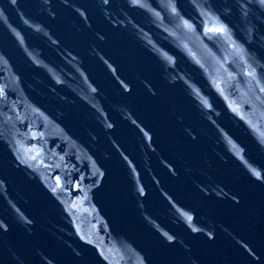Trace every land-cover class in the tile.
Returning a JSON list of instances; mask_svg holds the SVG:
<instances>
[{
  "label": "water",
  "instance_id": "water-1",
  "mask_svg": "<svg viewBox=\"0 0 264 264\" xmlns=\"http://www.w3.org/2000/svg\"><path fill=\"white\" fill-rule=\"evenodd\" d=\"M241 3L259 6V16H264L262 0H259V4L256 0H234V5L229 7L230 13L236 14V7ZM81 4L82 0H79L78 6L70 10L46 7V13L54 25L52 28L44 24L48 28V35L62 23H74L66 18L71 12L81 11ZM168 4L165 12L172 13L178 7L182 17H186V4L178 0H170ZM35 17L43 23L45 12H36ZM82 17L85 16L79 14L78 19ZM116 34L124 37L125 41L130 37L120 31ZM94 38L95 35L91 40ZM41 39L47 40L45 35ZM125 41L123 43L126 44ZM157 51L151 46L150 51L121 66L122 71L127 73L123 78L132 83L139 79L137 74L159 72L148 70L161 68L164 63L163 59L156 63ZM173 70L171 77H159L160 82L174 83L176 97L184 88V83L179 69ZM73 72L80 74L83 70L75 68ZM198 77V72L193 73L191 82ZM9 80L7 75H0V264H18L7 261L5 257L18 247V236L25 239L31 235L47 237L51 241V260L74 259L77 252L71 245L72 240L87 245L95 235H106L103 225L95 219L105 221L111 228L109 233L123 235L140 246L165 240L168 232L162 225L158 208L172 200L173 186L168 179L171 180L176 173L165 149L168 136L160 131L145 132L141 128L143 122L137 116L124 111L109 97L96 99L91 94L87 97L57 94L48 88L46 79L41 86L36 78L13 84H9ZM150 93L156 105L167 102L157 88H150ZM65 96L69 99H65ZM179 99L183 100L181 97ZM80 101L88 104L86 107L93 104L94 107L98 106L83 126L79 120L74 121L75 127L83 135L84 152L90 150V155L86 156V170L82 168L77 177H65L58 183L62 171H53L52 165L44 161L32 162L20 169L4 161L6 156L16 152L37 153L44 147L45 140L53 135L49 134L45 140L28 141L30 130L43 125L50 128L59 123L61 108L58 103L70 104L73 110L79 111ZM79 115L76 113V118ZM88 131L93 132L92 139L86 136ZM57 140L59 144L60 140ZM55 147L50 146L51 149L37 155L48 156ZM18 148L20 150L14 151ZM151 172H155L156 176L151 177ZM34 216L39 219L35 233L27 225Z\"/></svg>",
  "mask_w": 264,
  "mask_h": 264
},
{
  "label": "snow or ice",
  "instance_id": "snow-or-ice-1",
  "mask_svg": "<svg viewBox=\"0 0 264 264\" xmlns=\"http://www.w3.org/2000/svg\"><path fill=\"white\" fill-rule=\"evenodd\" d=\"M104 2L107 3L108 0H104ZM133 2L135 3L136 0H133ZM262 2H264V0H262ZM13 3H15V0H13ZM186 23H187V22H186ZM226 30H227V29H226V26H223V25L220 26V27H214V28H211V29H210V31H211V32H214V33H224ZM0 91H2V90H0ZM169 239H171V238L169 237Z\"/></svg>",
  "mask_w": 264,
  "mask_h": 264
}]
</instances>
